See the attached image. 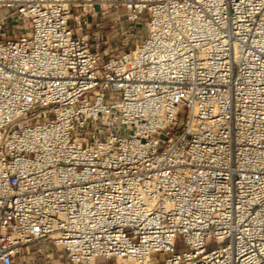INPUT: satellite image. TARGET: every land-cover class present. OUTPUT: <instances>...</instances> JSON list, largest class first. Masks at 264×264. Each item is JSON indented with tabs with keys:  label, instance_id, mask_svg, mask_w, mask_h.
<instances>
[{
	"label": "built area",
	"instance_id": "1",
	"mask_svg": "<svg viewBox=\"0 0 264 264\" xmlns=\"http://www.w3.org/2000/svg\"><path fill=\"white\" fill-rule=\"evenodd\" d=\"M55 250L264 264V0H0V264Z\"/></svg>",
	"mask_w": 264,
	"mask_h": 264
},
{
	"label": "rangeland",
	"instance_id": "2",
	"mask_svg": "<svg viewBox=\"0 0 264 264\" xmlns=\"http://www.w3.org/2000/svg\"><path fill=\"white\" fill-rule=\"evenodd\" d=\"M183 244H182V241L179 240L178 242V249L181 250L183 249ZM62 252L61 251H57L55 250L54 251V257L59 261V262H62L63 264H71V263H68L67 260H66V257L65 256H60ZM155 260L156 262H159V263H162L164 258H165V254H160V253H157L155 254ZM125 262V261H123ZM122 262V260H117L115 257L114 258H109V259H105V258H99L97 259L95 262H93L92 264H124Z\"/></svg>",
	"mask_w": 264,
	"mask_h": 264
},
{
	"label": "crops",
	"instance_id": "3",
	"mask_svg": "<svg viewBox=\"0 0 264 264\" xmlns=\"http://www.w3.org/2000/svg\"><path fill=\"white\" fill-rule=\"evenodd\" d=\"M38 264H45V260L43 259L42 256L37 257Z\"/></svg>",
	"mask_w": 264,
	"mask_h": 264
}]
</instances>
